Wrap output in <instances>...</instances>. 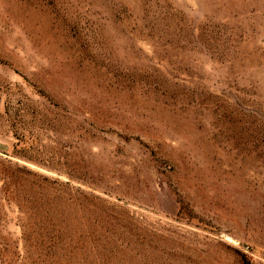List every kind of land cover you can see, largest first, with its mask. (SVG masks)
Segmentation results:
<instances>
[{"label":"rangeland","instance_id":"374dc122","mask_svg":"<svg viewBox=\"0 0 264 264\" xmlns=\"http://www.w3.org/2000/svg\"><path fill=\"white\" fill-rule=\"evenodd\" d=\"M0 264H264V0H0Z\"/></svg>","mask_w":264,"mask_h":264}]
</instances>
